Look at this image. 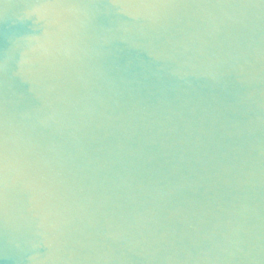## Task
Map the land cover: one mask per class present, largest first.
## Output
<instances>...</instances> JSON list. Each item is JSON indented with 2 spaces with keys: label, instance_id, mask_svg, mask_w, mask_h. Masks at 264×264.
<instances>
[{
  "label": "water",
  "instance_id": "95a60500",
  "mask_svg": "<svg viewBox=\"0 0 264 264\" xmlns=\"http://www.w3.org/2000/svg\"><path fill=\"white\" fill-rule=\"evenodd\" d=\"M0 264H264V0H0Z\"/></svg>",
  "mask_w": 264,
  "mask_h": 264
}]
</instances>
